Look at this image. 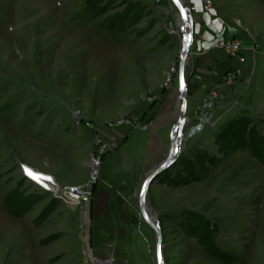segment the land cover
<instances>
[{
    "label": "rangeland",
    "instance_id": "rangeland-1",
    "mask_svg": "<svg viewBox=\"0 0 264 264\" xmlns=\"http://www.w3.org/2000/svg\"><path fill=\"white\" fill-rule=\"evenodd\" d=\"M181 2L194 39L205 4ZM236 2L254 10L240 14L253 20L252 61L242 75L226 70L187 93L181 153L146 193L164 264H264V0ZM180 22L172 0H0V264H157L156 232L138 200L153 164L108 175L102 157L120 139L101 154L87 210L25 180L19 164L79 184L102 131L134 125L162 99L176 114ZM234 84L243 89L229 93Z\"/></svg>",
    "mask_w": 264,
    "mask_h": 264
},
{
    "label": "crops",
    "instance_id": "crops-1",
    "mask_svg": "<svg viewBox=\"0 0 264 264\" xmlns=\"http://www.w3.org/2000/svg\"><path fill=\"white\" fill-rule=\"evenodd\" d=\"M195 2L198 4L199 0H195ZM213 2L214 8H211L209 1L203 0L206 11L199 19V34L195 35L193 39L190 48L191 59L186 66L187 93H198L204 84L206 86L203 88H210L226 70H235L242 75L245 70L247 71L252 61L250 50L256 41L251 36H246L245 30L247 26L253 25V20L247 18L243 21L240 14L248 15L254 10L245 11V7H242L241 10L240 4L242 5L244 2H236V0H213ZM208 11L212 14H209ZM230 11L235 12L236 16L229 17ZM221 28L235 29L234 34H231L241 43V50L237 56H228L224 51L211 46L216 39L220 38L214 37L218 35ZM246 82V79L238 80V83L244 84ZM240 89L243 87L236 88L234 84L229 89V93L241 91ZM203 97L206 95L204 94ZM174 118L173 105L167 98L159 100L149 106L147 110L142 107L141 114L137 117L134 125L130 124V127L125 125L114 126L102 131L105 136L102 142L107 145L112 140L120 139L116 142L120 146L115 150L108 151L102 157V161H105L107 165L104 168L105 171L108 170L106 171L107 174H110L109 168L115 170V174H117L121 165L133 163L154 165L161 160V149L164 147V142L170 138L169 126L173 123ZM49 173L56 178L54 171ZM87 177L88 173L83 178L76 179L74 183H82ZM88 206L89 204L86 205L85 210Z\"/></svg>",
    "mask_w": 264,
    "mask_h": 264
},
{
    "label": "water",
    "instance_id": "water-1",
    "mask_svg": "<svg viewBox=\"0 0 264 264\" xmlns=\"http://www.w3.org/2000/svg\"><path fill=\"white\" fill-rule=\"evenodd\" d=\"M176 5L180 16L181 22L180 26L178 25L180 31L182 32V41L181 49L179 54L178 69H177V78H178V110L175 114V118L171 127L170 132V144L167 151L164 154V157L156 162L145 174L142 181L138 200L140 212L144 219L154 228L156 232V262L157 264H164L162 256V235L157 222L156 212H151L150 207L146 202V193L149 189L151 181L167 167L171 166L179 157L181 137L183 130L188 124V117L186 112L187 107V89L188 82L186 79V66L188 64L190 48L193 43V25H192V16L189 12V9L183 5L181 0H172ZM196 30V27H195Z\"/></svg>",
    "mask_w": 264,
    "mask_h": 264
},
{
    "label": "built area",
    "instance_id": "built-area-1",
    "mask_svg": "<svg viewBox=\"0 0 264 264\" xmlns=\"http://www.w3.org/2000/svg\"><path fill=\"white\" fill-rule=\"evenodd\" d=\"M211 46L224 51L229 56H237L241 50V43L236 38H218ZM143 128H145V126H143ZM105 147V143H100L96 148V151L90 155V176L84 182L79 184H60L52 174L42 170L37 172L35 171L36 168H32L26 163L19 164V171L25 180L34 184L43 192L50 194L52 198L58 200L66 206L79 205L81 207H86V205L89 204L92 195L93 179L91 176L97 172V168L100 165L101 154ZM25 169L31 170L36 177L33 178L27 175ZM32 179L37 181L39 184H36Z\"/></svg>",
    "mask_w": 264,
    "mask_h": 264
},
{
    "label": "trees",
    "instance_id": "trees-1",
    "mask_svg": "<svg viewBox=\"0 0 264 264\" xmlns=\"http://www.w3.org/2000/svg\"><path fill=\"white\" fill-rule=\"evenodd\" d=\"M234 123H237V122H234V121L232 122V119L228 120V122L225 125V128L230 129V127L234 126L233 125ZM235 125H237V124H235ZM198 164H200V161H194L193 163L189 162L187 165V169H186L188 171V173H190V174L196 173L199 170V167L196 166Z\"/></svg>",
    "mask_w": 264,
    "mask_h": 264
},
{
    "label": "snow or ice",
    "instance_id": "snow-or-ice-1",
    "mask_svg": "<svg viewBox=\"0 0 264 264\" xmlns=\"http://www.w3.org/2000/svg\"><path fill=\"white\" fill-rule=\"evenodd\" d=\"M25 172H26V174L29 175L30 177L35 178L34 173H33L31 170H29V169H25ZM49 179H50V178H49Z\"/></svg>",
    "mask_w": 264,
    "mask_h": 264
},
{
    "label": "bare ground",
    "instance_id": "bare-ground-1",
    "mask_svg": "<svg viewBox=\"0 0 264 264\" xmlns=\"http://www.w3.org/2000/svg\"><path fill=\"white\" fill-rule=\"evenodd\" d=\"M182 5H183V2H181ZM38 170V169H37ZM40 172V171H39ZM36 184H39L37 181H35L34 179H32Z\"/></svg>",
    "mask_w": 264,
    "mask_h": 264
}]
</instances>
